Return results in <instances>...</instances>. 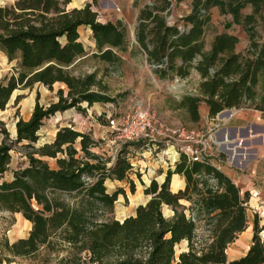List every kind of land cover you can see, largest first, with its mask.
I'll use <instances>...</instances> for the list:
<instances>
[{"label": "trees", "instance_id": "obj_1", "mask_svg": "<svg viewBox=\"0 0 264 264\" xmlns=\"http://www.w3.org/2000/svg\"><path fill=\"white\" fill-rule=\"evenodd\" d=\"M188 1L191 12L182 32L178 25H169L162 13L173 3ZM71 3L16 0L0 6V51L10 61L17 60V73L7 83L0 82V110L17 89H32L36 84L49 89L55 84L65 86L58 90V101L47 107L36 103L31 117L16 123L13 143L31 149L26 154L29 163L14 170L10 180L0 182V211L21 214L32 229L27 238L4 243V260L9 263L12 257H27L42 247L65 244L74 255L85 252L93 264H264V225L257 218L248 252L239 259H228L229 246L248 228L250 194H242L212 164L194 162L182 154L162 184L151 181L145 190L150 196L147 203L119 221L110 214L119 196L127 194L123 188L110 193L106 182L125 181L136 173L129 150L127 154L122 150L116 159L103 160L91 149L96 140L71 126L59 128L51 142L35 147L44 120L83 102L92 106L110 100L96 73H73L75 63L89 54L80 40V27L91 29L96 48L92 55L104 62L120 63L118 51L127 46L128 33L121 22L100 23L91 4L69 8ZM215 7L250 34L245 51H238V36L227 31L216 34L208 47L206 28ZM247 8L251 13H245ZM263 13L264 0H163L161 7L140 10L136 42L159 78L184 80L193 71L199 74L196 93L185 94L176 102L192 122L200 120L202 103L209 107L210 117L227 109L264 114V41L252 32ZM20 99L17 96L16 103ZM135 145L146 150L143 143ZM11 151L6 141L0 143V179L12 163ZM47 158L54 159L57 167L52 168ZM174 173L186 182L177 193L170 189ZM130 190L136 192L133 180ZM164 206L172 207V217L164 215ZM183 242L187 248L177 259V247ZM61 264L79 262L69 258Z\"/></svg>", "mask_w": 264, "mask_h": 264}, {"label": "rangeland", "instance_id": "obj_2", "mask_svg": "<svg viewBox=\"0 0 264 264\" xmlns=\"http://www.w3.org/2000/svg\"><path fill=\"white\" fill-rule=\"evenodd\" d=\"M16 0H0V6L14 4ZM86 4H91L92 9L98 13L100 23H118L121 22L127 29L128 42L126 49L118 51L122 61L118 64L104 62L92 54L96 51L93 34L90 28L81 27L80 40L84 44L87 52L86 57L78 60L73 66L75 75L96 73L97 79L101 80L106 86V94L110 100L107 102H98L89 106L87 102L80 104V107L67 110L65 113H57L54 116L44 120V124L39 132L40 139L35 143L38 148L44 143L51 142L57 133V129L62 124H70L77 130L96 133L98 137L96 145L91 149L103 160H112L116 158L122 150L125 154L129 148L135 144H124L117 139L107 127V114L111 112H127L129 110L145 109L153 116L152 128L154 129V138L160 142V147H151L144 151L141 159L144 162L131 160L137 171L131 174L130 179L125 181L107 180L106 185L110 193L119 188L126 191L127 197L121 195L116 203L114 212L110 217L117 220H123L125 216L135 214V207L139 203H147L150 196L145 194L147 185L150 181L158 178L160 173L167 170L168 165L175 159V148L181 146V139L173 133L174 130L185 129L189 132H195L203 136V140L209 141L208 154L226 160L228 153L219 146L218 135L223 128L227 126L225 120L215 117L213 120L209 117L201 119L199 122H192L184 109L177 107L176 102L180 101L185 94L196 93L198 78L194 75L184 80L177 78H159L153 71L152 65L146 60V55L139 48L136 42V28L139 24L138 17L140 10L145 6L161 7L163 0H72L69 8H82ZM215 13L212 20L206 28V42L208 47L214 36L221 31L238 36L240 42L238 51H245L250 43V34L241 25L232 22L231 17L222 15L218 8H214ZM191 12L189 3H173L168 12L162 13L168 23L184 27L185 17ZM245 13H251V8L245 10ZM229 26V27H228ZM252 32L255 33L257 40L264 41V13L263 20L254 26ZM17 73V60L10 61L8 57L0 51V82L7 83L12 75ZM62 84H55L53 89L42 84H36L32 89H17L4 110H0V143L6 141L12 146V163L8 172L5 173L2 180H10L13 177L14 170L28 166L29 160L26 156L31 149L24 148L22 144L13 143L16 138V123L19 119L28 120L31 117L36 103L47 107L49 104L58 101V90L64 88ZM21 99L16 103L17 96ZM100 107L105 110L103 115H97L95 108ZM105 116V117H103ZM101 124V127L99 126ZM243 134L246 129H243ZM244 140L240 147L245 149V154H252V145L256 142L250 137L242 138ZM152 143V142H151ZM79 148V146L77 145ZM229 149L227 146H225ZM156 148V149H155ZM82 155V154H80ZM52 168L57 164L54 159H46ZM148 160L152 164L148 163ZM141 161V160H140ZM249 169V168H246ZM263 170L257 174V180L261 184L263 179ZM130 180L136 184V192L130 190ZM263 184V183H262ZM261 184V185H262ZM184 206L188 207L189 202L182 201ZM258 207H252L248 204V226L249 232L253 238L254 221L257 218L260 225H264V211H258ZM172 207L164 206L163 213L171 216ZM189 214V211L186 210ZM32 229V224L23 221L18 213L0 211V258L3 264H61L69 258H73L79 264H93L89 262L85 252L74 255L69 245L56 244L55 247H42L36 254L27 257H12L11 262L4 258L7 252L4 249V243L9 241L14 243L22 238H27ZM242 234L229 246L227 250L228 259L238 258L248 252L252 238ZM57 236L54 237V240ZM187 248V242H183L177 247V259L179 254ZM176 264V263H174Z\"/></svg>", "mask_w": 264, "mask_h": 264}, {"label": "crops", "instance_id": "obj_3", "mask_svg": "<svg viewBox=\"0 0 264 264\" xmlns=\"http://www.w3.org/2000/svg\"><path fill=\"white\" fill-rule=\"evenodd\" d=\"M186 3H189V1ZM211 12L213 16V14L215 13L214 8L211 10ZM228 17H231V19L233 20L231 15H228ZM82 27H86V26H82ZM222 32L223 31H221L220 33ZM191 75H194L198 78V84H199L200 82L199 74L196 71H193ZM95 110H96L97 115H100V116H102L103 112H105V110L100 107H96ZM228 110L230 111L227 112ZM199 111H200V116H201L200 120L204 119L205 117H209V119H212V120L215 118V117H210L209 107L205 103H202L200 105ZM65 112H61V113H65ZM224 112L225 113L223 115L227 116V118L223 120H225L227 126L223 128L222 131L219 132L217 142L219 146L228 153V158L226 160H223L218 157L212 156L211 164L214 167L218 168L220 171H222L224 174H226L240 188L242 194L249 193L250 194L249 204L252 207L257 206L259 209L258 211L262 212L264 211V114L260 111L252 110V109H239V110L227 109V110H224ZM218 115L217 117H219ZM221 117L219 118L222 119ZM66 126H71V125L62 124L60 125L59 128L66 127ZM99 126L101 127V124H99ZM59 128L57 129V131L59 130ZM243 129H246L245 134L242 133ZM78 131H81V130H78ZM86 131H81V132L88 133L93 138L98 137V135L95 132L90 133ZM245 136L246 137L252 136V138L255 139L256 141L251 147V149L253 150L252 154H245V149L240 147L241 143L244 142L242 138H244ZM227 139L229 140V143H230L229 144L230 149H227L225 147L227 144V141H226ZM234 150H236V153H234ZM144 151L138 145H134L133 147L129 148L130 155L132 156L130 158V161L137 160L139 162H144V160L141 159V155ZM148 163L153 165V163H151L150 160H148ZM246 168H249V169H246ZM174 169H175L174 164L168 165L167 170L163 173H160L158 178H155L154 180H156L159 184H162L166 179L168 171L170 170L174 171ZM261 169L263 170V176H262L263 184L261 183L262 185L259 183V181L256 178L257 174L259 173ZM137 171L138 170L134 168V172L137 173ZM175 178L181 181L180 186L176 190H174L172 187V181ZM113 181H118V180H113ZM118 182H121V181H118ZM149 185L150 184H148L147 187ZM185 185H186V182L183 176H181L180 174H175V173L172 175L171 182H170V189L172 192L177 193L180 190H184ZM118 201H119V198H118ZM141 204H145V203H139L136 205L135 208H137ZM173 214H174V211L172 212L171 216H166L165 214L164 215L169 218V217H172ZM131 215H134V214L125 216L123 220ZM123 220H119V221H123ZM245 233H247L246 237L252 238L249 232V226L242 234H245ZM241 257L233 258L230 260L239 259Z\"/></svg>", "mask_w": 264, "mask_h": 264}, {"label": "built area", "instance_id": "obj_4", "mask_svg": "<svg viewBox=\"0 0 264 264\" xmlns=\"http://www.w3.org/2000/svg\"><path fill=\"white\" fill-rule=\"evenodd\" d=\"M179 29L182 32L185 31L182 26H179ZM106 118L111 133L124 144L143 143L146 151H149L151 147H160V142L156 141L153 135V116L148 110L138 108L127 112H111L107 114ZM173 133L182 139L181 146L174 150L176 157L173 161L170 160L171 164H175L182 154L187 155L194 162L211 164L207 139L203 140V136L200 134L185 129L174 130ZM131 165L134 169V165L132 163Z\"/></svg>", "mask_w": 264, "mask_h": 264}, {"label": "bare ground", "instance_id": "obj_5", "mask_svg": "<svg viewBox=\"0 0 264 264\" xmlns=\"http://www.w3.org/2000/svg\"><path fill=\"white\" fill-rule=\"evenodd\" d=\"M222 119H226L227 118V116H224V115H222V117H221ZM227 141V144H226V146L230 149V146H229V140L227 139L226 140ZM231 142V141H230ZM234 153H236V150H234ZM180 184H181V181L179 180V179H177V178H175V179H173V181H172V187H173V189L174 190H176L179 186H180ZM21 215V214H20ZM22 216V215H21ZM22 219H23V221L25 222V223H27V224H31L29 221H27L23 216H22Z\"/></svg>", "mask_w": 264, "mask_h": 264}, {"label": "water", "instance_id": "obj_6", "mask_svg": "<svg viewBox=\"0 0 264 264\" xmlns=\"http://www.w3.org/2000/svg\"><path fill=\"white\" fill-rule=\"evenodd\" d=\"M230 110H228L227 112H229ZM225 112H221L218 116L221 117ZM150 199V198H149Z\"/></svg>", "mask_w": 264, "mask_h": 264}]
</instances>
